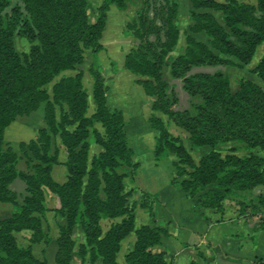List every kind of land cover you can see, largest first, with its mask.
I'll return each mask as SVG.
<instances>
[{
  "label": "trees",
  "instance_id": "trees-1",
  "mask_svg": "<svg viewBox=\"0 0 264 264\" xmlns=\"http://www.w3.org/2000/svg\"><path fill=\"white\" fill-rule=\"evenodd\" d=\"M8 13L11 0H0V202H10L15 210L0 220V264H71L74 227L80 225L93 264H121L116 255L120 242L134 231L135 241L124 256L125 264H175L176 257L162 248L168 230L157 225H134L133 206H128L130 190L124 178L138 167L127 140L122 111L106 104L105 78L97 63L104 49L100 42L110 5L124 9L128 0H102L99 14L90 22L87 0H18ZM135 36L136 48L125 56L124 66L138 76L144 91L154 100L150 109L161 111L183 129L191 146L210 149L195 163L180 137L173 135L158 116L148 123L154 131L152 152L156 160L171 153L176 177L185 175L179 186L188 197L195 198L206 220L214 223L232 221L223 218L224 202L233 197L238 216L253 223L252 231H264V196L246 197L242 192L264 185V55L253 68L260 83L241 79L232 91L229 79L221 71H195L194 67L234 64L229 57L247 63L256 48L264 44V0H191L192 32H204L207 43L187 36L183 53L170 64L173 78H181L182 88L190 96L191 108L174 109L175 99L162 78V67L178 38V4L176 0H142ZM195 9H206L194 12ZM221 13L222 24L208 11ZM14 36L31 45L22 60L14 47ZM90 50L93 61L88 68L92 78L95 110L87 115V92L82 73L76 70ZM115 71V62H110ZM52 98L44 87L55 77ZM45 102L44 120L35 139L27 148L30 172L17 169L16 152L5 142L4 130L17 115ZM66 151V180L57 182L51 171L58 163L56 139ZM240 141L259 148L263 154L239 156L231 151L221 153L215 146ZM90 142L101 151L88 159ZM21 178L27 195L21 202L9 184ZM46 187L60 202L59 211L66 225L59 228L54 263L36 258L29 244H21L13 232H22L30 244L47 240L40 217L45 210ZM151 198V200H149ZM154 194L144 192L142 207L151 212ZM207 210V211H206ZM206 211V212H205ZM219 213V218L211 214ZM103 231L101 221L117 219ZM80 255L86 254L81 245ZM264 264V257L254 260ZM78 264H83L82 259Z\"/></svg>",
  "mask_w": 264,
  "mask_h": 264
},
{
  "label": "rangeland",
  "instance_id": "rangeland-1",
  "mask_svg": "<svg viewBox=\"0 0 264 264\" xmlns=\"http://www.w3.org/2000/svg\"><path fill=\"white\" fill-rule=\"evenodd\" d=\"M244 1L254 4L256 3V0ZM18 2V0H11V4L5 8L4 12L8 13L12 5L17 4ZM176 2L178 4V17L176 22L179 30L178 38L174 47L168 53L166 64L163 65L161 73L162 78L168 83V92L170 96L175 99L172 108L188 109L191 108L190 96L182 88L181 78H173L171 76L169 67L172 60L179 54L183 53L186 46L187 36H192L194 39L202 41L204 43H207L208 38L204 32H192L190 30V26L193 24V20L190 16V11L193 10L191 0H176ZM101 3L102 0H87V13L90 22L95 21L98 17L99 6L101 5ZM142 7V0H128L124 9H118L115 5H112L111 10H107L105 29L103 30L100 38V42L104 46V49L97 54V63L99 64L101 73L105 78V84L107 86L106 94H112L113 92L115 98H117L121 93L119 92V90H117V87L125 88V90L128 91L131 96L136 99L138 97V101L140 102V104L143 101V103L150 109V104L154 100V96L148 95L138 81L147 77L138 76L126 69L124 66L125 56L130 52L132 48H136L139 43L138 39L135 36V30L137 29V14ZM205 10L206 9H195L194 12H203ZM208 11H210L217 19V21L222 24L221 13L219 11H214L212 9H209ZM13 42L16 51L20 54L22 60H24L26 55L29 53L31 44L20 36H14ZM262 55H264V44H261L256 48L254 55L247 63H241L235 58L229 57L234 61V64L194 67L192 68L191 72H213L216 70L221 71L227 75L231 90L235 91L238 88V84L241 79H249L260 83L252 70L256 66ZM112 60L115 62V71H112L111 69L110 62ZM92 61L93 58L90 50L86 49L84 51V60L77 66L76 70H66L62 72V74L65 75L74 74L76 73V71H80L82 73V85L88 95V116L91 115L95 110V103L92 96V78L88 72V68L90 67ZM119 72H124V74H121L119 75V77H117L116 74H118ZM60 76L61 74L44 85L50 99L52 98L53 84L59 79ZM113 88L115 90H113ZM108 90H110L111 92L107 93ZM44 109L45 102H40L34 109L17 115L5 127L4 140L16 152L18 158L17 169L20 172L31 171L30 164L29 162H27L28 150L25 147L21 148L20 144H27L30 140L35 139L38 131L41 128L46 127V123L44 120ZM150 110L152 111V113ZM150 110V112L148 111L147 113V118L145 119V121H142L138 124L136 123L135 126L131 124L130 131H128V122H126V119L124 118L122 113L125 128L127 131V140L129 145L133 149L134 161L138 164V167L135 169L134 174L130 175V170L127 169L128 174L124 178L126 188L131 192L130 196H128L127 198V202L128 206L134 207L133 215L135 228H138L143 224L164 227L162 222H160L161 219L157 218V209L158 204L160 203L158 199L159 197L155 193H152L151 190L159 191L165 198L166 193L170 194L168 189L169 184L167 181H170L172 184L176 185L178 190L181 192L179 181L182 178L186 177L185 175L176 177V169L172 163L175 160V157L171 153L162 156L158 160L155 159L152 152L154 144L152 145V147L149 145L151 139H154V131L152 130L151 135H149L147 132V127L150 126L147 121L148 118L153 114L162 119L166 124L167 129L173 135L180 137L185 149L190 153L191 158L195 163H197L199 159L210 149V147L208 146H191L190 141L188 140L187 133L183 129L175 125L172 121H170L166 114L161 111H154L152 109ZM134 129H137L139 131V139H137V137H133ZM56 146L58 148V163L53 166L51 175L57 182H63L66 180L67 175L65 166L66 151L59 138L56 139ZM215 148L220 150L222 154L231 151L232 149H234L233 152L239 156L247 155L249 153H256L259 155L263 154V152L259 148L249 147L248 145L240 141L222 142L217 144ZM101 150L102 148L99 144L90 142L88 148L89 161L95 153ZM9 188L17 194V200L19 202H21L22 199L27 195L25 182L19 177L14 179L9 184ZM43 191L45 210L41 213H38L37 215L40 217L41 227L42 230L46 233L47 240H41L37 243L30 244L28 240L25 239L22 232H13V234L17 238L18 242H20L21 244H29L31 246L32 253L36 258L54 263L55 252L57 248L56 238L60 226L66 225V220L59 211L60 202L58 196L46 187L43 188ZM144 192L154 194L158 200L156 204L152 202L151 212L147 207L141 206V202L144 200ZM242 193L246 197L257 195L264 196V185L256 186L252 190L244 191ZM171 196L173 198L179 199V197H175V195ZM149 200H151V198ZM194 208L201 212V209L198 208L197 205H194ZM15 209V206L10 202H0V220L8 218ZM238 214L239 213L237 212L235 199L233 197H230L229 199L225 200L223 218L226 220L228 218L233 220L223 221L222 223L234 221L246 223L242 217L238 216ZM219 216V213L211 214L212 220L219 218ZM115 220H119V218L114 220H102V230L105 231L110 223ZM246 225L249 227V231L237 234L242 238L241 242L239 243L240 247L250 245L253 242L255 233L252 231L253 223H246ZM72 237L74 240V245L71 253V264H78L81 259L83 264H90L88 254L89 247L85 243V236L80 225H76L74 227V233ZM192 239H194V242H200L199 240H196L197 237ZM134 241L135 233L134 231H132L120 242V249L116 255V258L121 264H125L124 256L132 247ZM81 245H84L86 250V254L83 257L80 255ZM192 245L193 251H191V255H189V262L191 264H204L207 258H209V262H211V264H217L215 263L216 251L214 246H212L210 242L203 243V250L199 249L202 247V245L198 246L196 243ZM169 255H171L173 258L176 257L174 254ZM228 263L232 262L228 260ZM93 264L102 263L100 261H95Z\"/></svg>",
  "mask_w": 264,
  "mask_h": 264
},
{
  "label": "crops",
  "instance_id": "crops-1",
  "mask_svg": "<svg viewBox=\"0 0 264 264\" xmlns=\"http://www.w3.org/2000/svg\"><path fill=\"white\" fill-rule=\"evenodd\" d=\"M111 6H109L108 11L111 10ZM121 74L123 75L124 72H119L116 76L119 77ZM114 88L113 90H115ZM117 90L121 92L117 98H115L113 92L112 94H106L107 105L110 108L122 110L123 116L126 122H128V131H130L131 124L135 126L136 123L145 121L150 109L143 101L140 104L138 97L136 99L131 96L125 88L117 87ZM110 92L108 90L107 93ZM147 132L149 135L152 134L150 126L147 127ZM133 137L140 138L137 129H134ZM153 144L154 139L152 138L149 145L152 147ZM167 182L170 194L166 193L165 198L159 191H151L159 197L160 201L157 209V218L161 219L160 222H162L169 233L168 236L162 238L161 247L167 253L176 256L175 264H191L189 262V255L193 251L192 244L202 245L199 249L203 250L204 242H210L214 246L216 251L215 263L217 264H257L254 260L264 257V231L255 232L252 244L240 247L239 243L242 238L237 234L249 231L246 223L237 221L224 223L209 222L200 211L194 208L195 198L188 197L182 190L180 192L176 185L170 181ZM171 195H175L179 199L173 198ZM195 237H197L196 240L200 241L199 243L193 241L194 239L192 238ZM228 260L232 263H228ZM209 261V258H207L204 264H211Z\"/></svg>",
  "mask_w": 264,
  "mask_h": 264
}]
</instances>
